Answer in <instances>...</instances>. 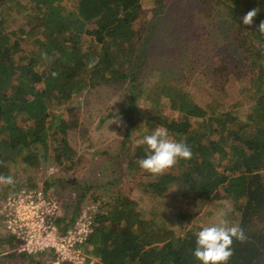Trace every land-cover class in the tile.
<instances>
[{
	"label": "trees",
	"instance_id": "16d2710c",
	"mask_svg": "<svg viewBox=\"0 0 264 264\" xmlns=\"http://www.w3.org/2000/svg\"><path fill=\"white\" fill-rule=\"evenodd\" d=\"M167 1L157 0L156 6L164 8ZM214 1L218 13L225 10L236 22L235 50L217 63L215 78L222 88L233 79L241 84L244 95L239 92V100L228 110L244 111L246 118L234 119L228 110L197 103L188 87L192 73L172 75L159 85L160 96L168 98L175 114L156 109L139 140L157 126L164 127L170 137L190 147L191 158H178L154 175L139 167L146 153L137 143L131 167L140 170L145 192L174 193L177 199L166 213L148 216L137 208L139 198L124 194L99 210L89 239L95 264H201L193 251L196 233L207 224L191 222L204 207L223 200L234 215L231 223L239 224L246 235L243 242L233 240L228 264H264V34L258 32L264 0ZM143 8L142 0H0L1 176L15 178L19 172L13 167L19 160L38 170L40 158L33 150L38 143L47 146L49 135L62 161L72 148L63 139L59 144L58 134L69 126L60 123L52 134L50 119L83 88L139 77V59L153 31ZM254 8L258 11L253 23L244 25L241 18ZM205 14H214V9ZM17 21L21 22L16 25ZM73 156L74 152L69 159ZM25 180V186L39 185L36 178ZM45 184L51 186L49 181ZM171 214L179 229L169 225ZM76 217L75 211L71 217L60 216L61 229ZM18 255L24 254L12 253L4 262Z\"/></svg>",
	"mask_w": 264,
	"mask_h": 264
},
{
	"label": "rangeland",
	"instance_id": "374dc122",
	"mask_svg": "<svg viewBox=\"0 0 264 264\" xmlns=\"http://www.w3.org/2000/svg\"><path fill=\"white\" fill-rule=\"evenodd\" d=\"M142 3L143 18L152 25L153 31L139 59L142 62L139 77L127 82L87 86L67 106L59 107L56 117L50 119V133L59 131L60 123L69 126L68 131L58 134V137L59 144L63 139L72 149L67 150L61 162L58 161L57 143H52L49 135L47 146L38 143L33 150L40 158L39 169L28 167L19 160L13 167L19 172L13 186L7 189L8 184L0 181V200L6 193L24 185L25 179L36 178L38 184L51 182V189L63 203L62 216L71 217L73 211L77 215L80 205L84 203L100 201V210L107 209V204L121 194L139 198L140 207L137 208L146 216L154 211L166 213L175 203L177 198L174 193L153 196L152 192H145L140 170L135 172L132 169L139 133L145 129L147 117L156 109L167 115L174 113L170 111L168 98L160 96L158 90V86L172 75L185 77L192 73L188 87L193 98L197 103H209L217 111H227L229 105L239 100L240 93L244 95L241 84L235 79L222 88L215 78L217 63L226 61L235 50L233 36L236 22L225 10L219 15L214 0H168L164 8L156 6L157 0H142ZM208 8L214 9V14L207 16L205 12ZM20 22L17 21L16 25ZM158 96L161 98L160 104ZM245 113L231 109L227 111L234 119H238V116L246 118ZM133 120L135 125H130ZM72 121L77 124L70 125ZM72 152L74 156L69 159ZM51 167L55 169L49 175ZM153 178L151 175L148 177ZM222 203L226 201L214 203L210 208L204 207L191 223L205 225L213 222L221 209L225 210L226 218L232 222V211L228 213ZM168 219L171 227L179 229L174 214L169 215ZM67 222L70 225L74 221ZM90 247L93 250V246ZM49 255H18L10 261L7 259L4 264H52Z\"/></svg>",
	"mask_w": 264,
	"mask_h": 264
},
{
	"label": "built area",
	"instance_id": "2783aa9c",
	"mask_svg": "<svg viewBox=\"0 0 264 264\" xmlns=\"http://www.w3.org/2000/svg\"><path fill=\"white\" fill-rule=\"evenodd\" d=\"M62 204L45 184L18 186L5 195L0 200V264L12 253H47L52 264H95L89 239L101 202L81 204L75 221L64 230L58 222Z\"/></svg>",
	"mask_w": 264,
	"mask_h": 264
},
{
	"label": "clouds",
	"instance_id": "9594fccd",
	"mask_svg": "<svg viewBox=\"0 0 264 264\" xmlns=\"http://www.w3.org/2000/svg\"><path fill=\"white\" fill-rule=\"evenodd\" d=\"M257 9L249 10L242 18L244 25H251L253 18L257 16ZM258 32L264 34V20L259 23ZM145 146L146 155L139 159L141 169L157 175L172 167L178 158L189 159L192 152L190 147L183 141L169 136L168 130L157 126L150 133L145 134L139 141ZM0 181L13 184L11 175L0 176ZM225 210L217 212L213 222L203 226L196 233V247L193 256L201 264H228L233 251V240L243 242L246 239L243 228L236 223H231Z\"/></svg>",
	"mask_w": 264,
	"mask_h": 264
}]
</instances>
